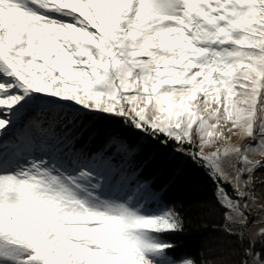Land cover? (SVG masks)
Here are the masks:
<instances>
[{
	"label": "snow or ice",
	"instance_id": "snow-or-ice-1",
	"mask_svg": "<svg viewBox=\"0 0 264 264\" xmlns=\"http://www.w3.org/2000/svg\"><path fill=\"white\" fill-rule=\"evenodd\" d=\"M157 156L210 186L195 256ZM262 171L264 0H0V264H264Z\"/></svg>",
	"mask_w": 264,
	"mask_h": 264
},
{
	"label": "trees",
	"instance_id": "trees-1",
	"mask_svg": "<svg viewBox=\"0 0 264 264\" xmlns=\"http://www.w3.org/2000/svg\"><path fill=\"white\" fill-rule=\"evenodd\" d=\"M144 174L157 184L166 185L169 200L186 210L183 233L169 239L178 244V255L195 256L216 235L212 225L218 220L211 211L208 182L178 158L165 165L163 158L157 156L147 164Z\"/></svg>",
	"mask_w": 264,
	"mask_h": 264
},
{
	"label": "rangeland",
	"instance_id": "rangeland-1",
	"mask_svg": "<svg viewBox=\"0 0 264 264\" xmlns=\"http://www.w3.org/2000/svg\"><path fill=\"white\" fill-rule=\"evenodd\" d=\"M257 178H258V179H264V171L259 172V173L257 174Z\"/></svg>",
	"mask_w": 264,
	"mask_h": 264
}]
</instances>
